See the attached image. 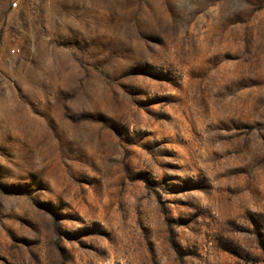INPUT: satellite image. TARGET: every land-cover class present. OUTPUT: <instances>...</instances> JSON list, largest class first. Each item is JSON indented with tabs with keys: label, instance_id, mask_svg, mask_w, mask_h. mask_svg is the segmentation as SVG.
I'll use <instances>...</instances> for the list:
<instances>
[{
	"label": "rangeland",
	"instance_id": "rangeland-1",
	"mask_svg": "<svg viewBox=\"0 0 264 264\" xmlns=\"http://www.w3.org/2000/svg\"><path fill=\"white\" fill-rule=\"evenodd\" d=\"M0 79V264H264V0H0Z\"/></svg>",
	"mask_w": 264,
	"mask_h": 264
},
{
	"label": "built area",
	"instance_id": "built-area-1",
	"mask_svg": "<svg viewBox=\"0 0 264 264\" xmlns=\"http://www.w3.org/2000/svg\"><path fill=\"white\" fill-rule=\"evenodd\" d=\"M14 51H15V50H14ZM5 87H7V84L5 85V84L3 83V81L0 79V92H1Z\"/></svg>",
	"mask_w": 264,
	"mask_h": 264
}]
</instances>
